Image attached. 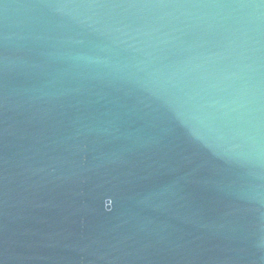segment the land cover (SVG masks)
Here are the masks:
<instances>
[{"label":"water","instance_id":"1","mask_svg":"<svg viewBox=\"0 0 264 264\" xmlns=\"http://www.w3.org/2000/svg\"><path fill=\"white\" fill-rule=\"evenodd\" d=\"M0 264H264V0H0Z\"/></svg>","mask_w":264,"mask_h":264}]
</instances>
